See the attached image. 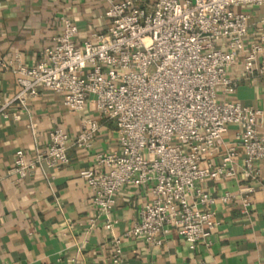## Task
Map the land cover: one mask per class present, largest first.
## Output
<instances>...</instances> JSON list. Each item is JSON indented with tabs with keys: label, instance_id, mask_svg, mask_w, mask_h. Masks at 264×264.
I'll use <instances>...</instances> for the list:
<instances>
[{
	"label": "built area",
	"instance_id": "2783aa9c",
	"mask_svg": "<svg viewBox=\"0 0 264 264\" xmlns=\"http://www.w3.org/2000/svg\"><path fill=\"white\" fill-rule=\"evenodd\" d=\"M103 1L105 29L79 41L76 22L63 16L61 30L35 63H24L19 54L0 59L19 87L0 103V114L6 116L14 102L26 106L44 89L61 93L75 113L92 103L97 115L83 114L75 136L55 126L47 144L31 156L16 149L11 170L16 181L38 166L69 164L70 145L88 148L102 121L115 123L114 147L96 152L80 176L109 232L108 264H121L125 239L159 246L173 229L194 248L216 229V201L240 198L242 210H250L249 195L212 194L204 183L236 177L240 152L241 176L249 182L259 178L261 111L234 98L240 76L231 69L240 65L241 76L264 77V29L251 34L252 11L240 8L263 7L264 0ZM230 125L238 130L226 143ZM128 186L145 187L148 198L131 226L115 234L110 211ZM239 191L253 192L254 186Z\"/></svg>",
	"mask_w": 264,
	"mask_h": 264
},
{
	"label": "crops",
	"instance_id": "0c3cea01",
	"mask_svg": "<svg viewBox=\"0 0 264 264\" xmlns=\"http://www.w3.org/2000/svg\"><path fill=\"white\" fill-rule=\"evenodd\" d=\"M240 8L252 11L250 33L263 31L264 6ZM105 9L103 0H0V59L19 54L24 63H35L61 30L63 16L76 22L78 40L86 39L90 31L107 27ZM231 72L240 76L234 98L261 111L258 123L263 133L264 77L241 76L240 65L232 67ZM18 88L15 74L0 65V103ZM5 113L0 114V264H108L109 232L103 227L104 217L94 207L80 171L93 165L96 152L114 147L115 123L102 121L88 148L70 145L69 164L38 166L16 181L11 171L16 149L22 148L31 156L47 144L55 126L75 136L83 114L97 115L92 103L75 113L64 105L61 93L44 89L29 97L26 106L10 104ZM237 130L236 125L229 126L224 135L226 143L234 141ZM242 158L240 152L236 177L209 179L204 186L212 194L230 190L249 195L248 212L242 210L240 198L230 204L216 201L218 224L209 241L190 248L173 229L164 233L159 246L125 239L121 264H264V159L258 162V180L249 182L241 176ZM250 183L253 192L239 191ZM147 198L145 187H125L110 211L112 233H124Z\"/></svg>",
	"mask_w": 264,
	"mask_h": 264
}]
</instances>
